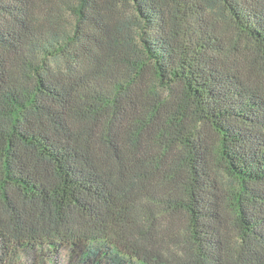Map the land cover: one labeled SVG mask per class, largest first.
Returning <instances> with one entry per match:
<instances>
[{
	"label": "trees",
	"instance_id": "obj_1",
	"mask_svg": "<svg viewBox=\"0 0 264 264\" xmlns=\"http://www.w3.org/2000/svg\"><path fill=\"white\" fill-rule=\"evenodd\" d=\"M0 264H264V0H0Z\"/></svg>",
	"mask_w": 264,
	"mask_h": 264
}]
</instances>
